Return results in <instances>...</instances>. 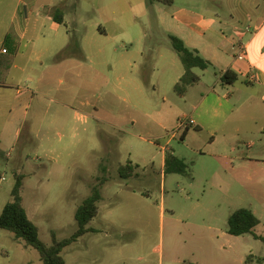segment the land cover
<instances>
[{"label": "rangeland", "instance_id": "1", "mask_svg": "<svg viewBox=\"0 0 264 264\" xmlns=\"http://www.w3.org/2000/svg\"><path fill=\"white\" fill-rule=\"evenodd\" d=\"M148 12L147 0H0V29L11 27L3 49L22 47L28 70L16 75L17 87L30 105L18 144L0 145V215L23 175L24 205L49 246L52 233L63 240L77 231L76 210L98 188L99 215L89 226L99 233L65 249L66 264H243L251 254L252 264H264L263 241L232 236L229 248L224 235L231 215L249 209L264 237V104L230 87L240 130L215 139L191 128L183 140V119L208 120L216 94L199 103L221 71L196 69L202 81L179 95L185 67ZM56 13L66 23L59 32L51 27ZM165 153L182 159L188 175L165 174ZM130 162L139 168L122 178ZM0 264L43 262L0 229Z\"/></svg>", "mask_w": 264, "mask_h": 264}, {"label": "crops", "instance_id": "2", "mask_svg": "<svg viewBox=\"0 0 264 264\" xmlns=\"http://www.w3.org/2000/svg\"><path fill=\"white\" fill-rule=\"evenodd\" d=\"M147 3L150 20L155 23L158 30L162 28L165 34L182 39L189 49L198 52L201 57L212 63L213 68L221 71L220 75L216 76L217 84L221 89H218L217 85L214 89L205 94L203 93L199 103V106L203 107L208 102L209 97L216 94L214 104L212 103L211 108L205 110V119L208 118V120H204V123L202 120L195 122L194 126L184 130L182 139L186 140L191 128L209 129L215 139L218 137H224L225 139L227 135L231 137L230 133L240 130L239 123L232 120L239 113L238 108L233 107L231 104L232 95L235 92L242 94L245 91L249 93L248 100L264 104V0H147ZM51 20L52 29L59 32L63 25L55 21L54 15ZM64 24H66L65 20ZM27 26L28 23H26ZM98 29L100 35L110 36L104 26L100 25ZM26 33L27 30L24 31L22 38ZM149 33L150 29H144L141 33V40L145 44ZM9 37H11V27L1 26L0 145L5 142L8 146L12 145L14 147L22 138V133L28 122L30 105L29 94H27L26 89L17 87L19 82L16 75L27 74L28 70L27 66L23 67L19 62L20 55H23L22 47L18 48L14 60L9 66L8 56L10 51L7 52L6 49H3V45ZM243 47L245 48V54L240 59L239 55ZM45 51L39 53L41 56L38 55L37 59L44 56ZM113 51L117 52V49ZM99 52L100 54L104 53L102 50ZM30 54L31 57L33 54V57H35L37 52L32 49ZM227 70H232L238 74V81L232 86L224 85L221 82V76ZM183 75L184 72L177 76L176 84ZM199 76L202 81V75ZM230 87L233 88L234 93L230 90ZM4 110L7 111L4 112ZM262 122L264 123V116ZM262 130L264 133V125ZM166 157L167 153L163 154V169H165ZM2 180H5V175L0 173V186ZM24 208L26 209L25 205ZM26 211L29 216L27 209ZM91 223H93V220ZM89 227L94 232L87 234L79 241H83L89 235L99 233L98 229ZM224 235L228 237L227 244L230 248L232 235L227 233ZM221 250L225 251L226 246L223 245ZM246 258L243 264H245Z\"/></svg>", "mask_w": 264, "mask_h": 264}, {"label": "trees", "instance_id": "3", "mask_svg": "<svg viewBox=\"0 0 264 264\" xmlns=\"http://www.w3.org/2000/svg\"><path fill=\"white\" fill-rule=\"evenodd\" d=\"M54 19L59 24H64V16L60 13L54 15ZM11 37L8 38L10 40ZM174 50L178 53L184 67L185 73L175 85V91L179 95H186L189 87L198 84L201 77L196 74L195 70L206 71L212 67V63L204 59L198 52L189 49L184 41L176 36H170ZM7 40V42H8ZM6 42V43H7ZM17 44L8 56L9 66L12 64L14 57L18 51ZM238 81V74L232 70H227L221 76V82L224 85L232 86ZM139 166H134L131 162L120 169L122 178H130ZM165 174L188 175L187 164L172 153H167L165 161ZM16 183L11 191V201L5 205L0 215V229L9 231L14 235V239L22 242L26 247L35 249L43 262V264H66L63 257L65 249L77 243L82 237L94 232L89 224L99 215V203L102 200L100 190L94 188L90 197L85 199L77 208L75 218L78 224L77 231L69 238L57 240L55 233H52L54 243L46 245L40 239L39 227L29 218L23 205L21 190L23 186L24 176L18 175L15 178ZM261 221L249 209H239L235 211L228 220L229 235L240 237L252 234L255 239L264 242V237L258 236L254 230L259 226ZM255 256L249 255L245 264H252ZM262 263L261 258H256Z\"/></svg>", "mask_w": 264, "mask_h": 264}, {"label": "built area", "instance_id": "4", "mask_svg": "<svg viewBox=\"0 0 264 264\" xmlns=\"http://www.w3.org/2000/svg\"><path fill=\"white\" fill-rule=\"evenodd\" d=\"M6 52V51H4ZM244 54H245V48L243 47L240 51V55H239V58L242 59L244 57ZM195 125V121L192 120V119H186V120H182L181 121V127L185 130L189 129L190 127L194 126Z\"/></svg>", "mask_w": 264, "mask_h": 264}]
</instances>
